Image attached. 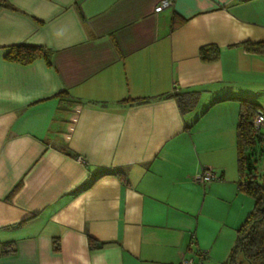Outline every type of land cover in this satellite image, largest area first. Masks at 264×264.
<instances>
[{"label": "crops", "instance_id": "crops-1", "mask_svg": "<svg viewBox=\"0 0 264 264\" xmlns=\"http://www.w3.org/2000/svg\"><path fill=\"white\" fill-rule=\"evenodd\" d=\"M160 1L0 7V264L227 259L254 205L236 126L238 99L264 111V54L242 46L264 41V0ZM16 44L51 63L4 59ZM208 45L217 60L200 59ZM187 92L198 100L182 111ZM207 169L218 179L195 182Z\"/></svg>", "mask_w": 264, "mask_h": 264}, {"label": "trees", "instance_id": "trees-1", "mask_svg": "<svg viewBox=\"0 0 264 264\" xmlns=\"http://www.w3.org/2000/svg\"><path fill=\"white\" fill-rule=\"evenodd\" d=\"M0 7H10L8 0H0ZM184 19L174 18L171 28L182 24ZM244 49L251 53L264 54V41L243 42ZM219 48L214 45L203 46L199 49L202 61L212 62L219 57ZM51 51L39 45L16 44L6 47L4 59L22 64L29 63L37 58H43L50 64ZM175 88L173 89V92ZM178 106L182 111L191 109L198 100L197 92H187L175 95ZM138 101V100H136ZM140 101V100H139ZM239 111L236 126V154L239 173V188L253 198L254 205L242 224L236 229V237L227 259L222 264H264V132L253 124L258 114L264 115L258 103L238 99ZM90 248L100 246L92 237H89ZM58 246H54V250ZM5 250L2 249L1 252Z\"/></svg>", "mask_w": 264, "mask_h": 264}, {"label": "built area", "instance_id": "built-area-1", "mask_svg": "<svg viewBox=\"0 0 264 264\" xmlns=\"http://www.w3.org/2000/svg\"><path fill=\"white\" fill-rule=\"evenodd\" d=\"M172 4L171 0H161L160 3L155 7V11L158 12ZM254 126L258 129L262 126H264V115L258 114L254 120H253ZM78 161L86 164L84 159L82 157L77 158ZM218 175L212 170V169H207L198 175L195 176L194 181L197 183H207L211 182L213 180L218 179ZM196 257L195 256H190L183 258L179 264H202V261L204 260V257L206 255V251L204 250H198L196 252Z\"/></svg>", "mask_w": 264, "mask_h": 264}, {"label": "rangeland", "instance_id": "rangeland-1", "mask_svg": "<svg viewBox=\"0 0 264 264\" xmlns=\"http://www.w3.org/2000/svg\"><path fill=\"white\" fill-rule=\"evenodd\" d=\"M261 131L264 132V128H261ZM262 158L261 164L264 163V155L260 156Z\"/></svg>", "mask_w": 264, "mask_h": 264}]
</instances>
